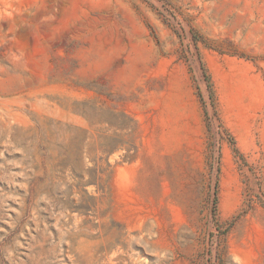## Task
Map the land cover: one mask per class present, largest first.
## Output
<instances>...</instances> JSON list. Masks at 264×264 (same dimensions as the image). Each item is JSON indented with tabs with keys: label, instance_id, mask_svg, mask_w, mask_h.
Here are the masks:
<instances>
[{
	"label": "rangeland",
	"instance_id": "1",
	"mask_svg": "<svg viewBox=\"0 0 264 264\" xmlns=\"http://www.w3.org/2000/svg\"><path fill=\"white\" fill-rule=\"evenodd\" d=\"M0 264H264V0H0Z\"/></svg>",
	"mask_w": 264,
	"mask_h": 264
},
{
	"label": "trees",
	"instance_id": "2",
	"mask_svg": "<svg viewBox=\"0 0 264 264\" xmlns=\"http://www.w3.org/2000/svg\"><path fill=\"white\" fill-rule=\"evenodd\" d=\"M201 69H202V71H203L204 79H205L206 82L208 83V88H209V87H210V79H209V75H208L207 70H206V68L204 67V65H203L202 62H201ZM210 95L212 96V91H211V90H210ZM230 141H231V144H232V150H233L234 154H236V155H240L238 149H237V148L235 147V145H234V140H233V138H231Z\"/></svg>",
	"mask_w": 264,
	"mask_h": 264
}]
</instances>
